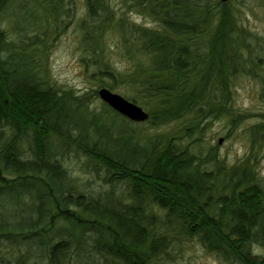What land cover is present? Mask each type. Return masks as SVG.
<instances>
[{
	"label": "trees",
	"instance_id": "obj_1",
	"mask_svg": "<svg viewBox=\"0 0 264 264\" xmlns=\"http://www.w3.org/2000/svg\"><path fill=\"white\" fill-rule=\"evenodd\" d=\"M70 3L0 0V264H171L191 240L264 264L252 161L264 119L235 163L202 141L208 121L243 119L239 76L262 77L264 96V42L242 17L264 0H85L81 61L147 110L142 121L55 82L49 53Z\"/></svg>",
	"mask_w": 264,
	"mask_h": 264
},
{
	"label": "rangeland",
	"instance_id": "obj_2",
	"mask_svg": "<svg viewBox=\"0 0 264 264\" xmlns=\"http://www.w3.org/2000/svg\"><path fill=\"white\" fill-rule=\"evenodd\" d=\"M71 5L68 14L62 16L63 27L53 40L49 53V65L55 82L63 89H71L74 93L87 94L94 105L102 101L97 93L93 95V89L99 90L96 81L90 76L93 66L86 69L81 61L83 46L80 44L82 31L80 21L86 18L85 0H70ZM115 6L121 4V0H110ZM128 16L134 21L149 26L155 25L149 17L137 12H128ZM244 23L259 34L264 42V9L259 15L252 13L245 5L243 7ZM7 26V25H6ZM10 31V27H8ZM110 53L114 62L123 65L125 61L120 55L116 40L110 36ZM264 76V73H263ZM105 87V86H104ZM109 88V87H108ZM111 89V88H109ZM113 92L120 93L115 89ZM262 92V77L241 75L237 78L235 88V108L243 112L240 123L232 125L225 118L208 121L202 135L205 147L216 146L220 155L225 156L228 163H235L249 154L251 151V137L249 129L264 119V96ZM221 139V141H219ZM73 157L72 160L73 161ZM255 167L264 183V144L259 142L255 147L252 158ZM261 249V248H260ZM171 264H229L215 253L207 251L196 240L186 242L180 255L169 261Z\"/></svg>",
	"mask_w": 264,
	"mask_h": 264
},
{
	"label": "water",
	"instance_id": "obj_3",
	"mask_svg": "<svg viewBox=\"0 0 264 264\" xmlns=\"http://www.w3.org/2000/svg\"><path fill=\"white\" fill-rule=\"evenodd\" d=\"M98 94L101 99L108 103L112 108L132 120L142 121L149 116L148 111L145 110L141 105L127 99L125 96L119 93L113 92L108 87L103 86L99 88ZM219 141H221V139Z\"/></svg>",
	"mask_w": 264,
	"mask_h": 264
}]
</instances>
